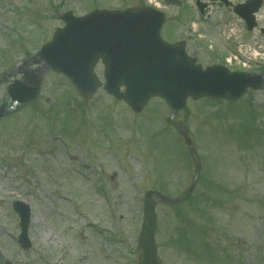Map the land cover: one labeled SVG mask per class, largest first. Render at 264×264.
<instances>
[{"label": "rangeland", "instance_id": "374dc122", "mask_svg": "<svg viewBox=\"0 0 264 264\" xmlns=\"http://www.w3.org/2000/svg\"><path fill=\"white\" fill-rule=\"evenodd\" d=\"M162 1L168 17L162 36L171 38L175 27V37L183 34L202 64L211 55L213 62L226 61L237 51L232 69L264 70V2L257 28L247 32L220 0H183L180 7ZM95 6L125 5L0 0V105L11 103L9 84L62 26V12L82 15ZM95 72L103 80L101 64ZM70 86L47 71L37 98L0 119V264H136L145 191L177 199L192 182L191 193L174 206L153 198L163 263L264 264L263 89L248 91L238 103L187 100L173 114L152 98L135 114L100 87L81 117ZM14 200L30 207L29 249L17 242Z\"/></svg>", "mask_w": 264, "mask_h": 264}, {"label": "water", "instance_id": "95a60500", "mask_svg": "<svg viewBox=\"0 0 264 264\" xmlns=\"http://www.w3.org/2000/svg\"><path fill=\"white\" fill-rule=\"evenodd\" d=\"M172 3V0H166ZM262 0H248L234 6L248 29L255 25L254 13ZM65 27L58 29L52 41L45 44L38 56L27 63L21 80L9 86L12 99L9 108L0 109V117L18 103L33 100L38 93L44 71L53 69L69 76L80 93L88 98L100 85L93 65L101 58L104 64V88L140 111L154 95L161 96L175 109L184 105L187 96L236 98L247 87L264 86V77L231 73L222 66L203 70L189 59L180 44L169 45L159 36L163 15L148 8L124 11H93L83 17L70 12L63 15ZM33 63L37 68L29 71ZM125 86L123 92L119 86ZM186 141L189 143L188 139ZM167 198L158 192L145 195L143 223L139 237L138 264H160L154 242L155 212L151 196ZM20 218L19 241L30 247L27 238L29 208L18 201L13 204Z\"/></svg>", "mask_w": 264, "mask_h": 264}]
</instances>
